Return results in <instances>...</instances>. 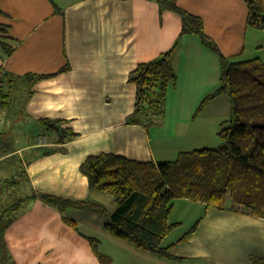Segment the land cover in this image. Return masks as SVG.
Segmentation results:
<instances>
[{
    "label": "crops",
    "instance_id": "crops-1",
    "mask_svg": "<svg viewBox=\"0 0 264 264\" xmlns=\"http://www.w3.org/2000/svg\"><path fill=\"white\" fill-rule=\"evenodd\" d=\"M176 1L203 18L205 32L226 56L249 54L245 59L264 61V29L247 26L245 0ZM0 24V72L11 92L0 107V182L14 180L11 197L41 191L106 206L80 169L89 155L172 161L182 151L221 143L231 99L213 97L197 115L221 85V57L197 34L182 36L173 54L177 79L169 85L164 113L133 115L136 85L130 72L172 48L182 28L180 16L156 1L0 0ZM27 74L44 77L31 87ZM17 88L22 91L18 108ZM44 118L63 120L78 137L55 143ZM42 134L48 144L39 143ZM170 221L178 225L164 244L171 245L176 259L115 237L94 210L63 212L40 198L25 205L6 239L17 264H250L253 256L264 258L262 217L181 198ZM89 237L98 240L104 259Z\"/></svg>",
    "mask_w": 264,
    "mask_h": 264
},
{
    "label": "trees",
    "instance_id": "trees-1",
    "mask_svg": "<svg viewBox=\"0 0 264 264\" xmlns=\"http://www.w3.org/2000/svg\"><path fill=\"white\" fill-rule=\"evenodd\" d=\"M162 10L177 13L182 22L180 37L173 47L159 57L139 62L130 72L129 80L136 85L133 115L163 114L169 85L176 81L173 54L185 34L200 35L203 42L221 57V85L207 96L197 109L220 94L231 99V119L219 132L221 143L182 151L172 161H138L114 153L89 155L80 166L87 176L91 191L114 197L116 207L110 210L91 198L70 200L45 192L11 197L14 180L0 182V264H17L6 239L7 229L19 218L25 205L40 198L61 211L69 207L94 210L105 218V227L117 238L129 241L139 249L162 258L176 259L166 237L178 225L170 221L175 201L188 198L201 201L220 210H233L264 218V61L260 57L237 60L226 56L204 29V20L181 7L176 0H153ZM248 7L247 26L264 29V0H245ZM3 29L0 24V31ZM44 75L27 74L29 85ZM0 77V107L11 92ZM32 93V91L30 92ZM146 110V111H145ZM47 134L55 143H65L78 137L63 120L44 118ZM45 135V134H42ZM48 138V137H47ZM11 197V198H10ZM78 229L77 223L63 216ZM194 225L190 232L196 230ZM186 239V236L181 240ZM95 254L98 240L89 237ZM250 264H264V258L253 256Z\"/></svg>",
    "mask_w": 264,
    "mask_h": 264
},
{
    "label": "rangeland",
    "instance_id": "rangeland-1",
    "mask_svg": "<svg viewBox=\"0 0 264 264\" xmlns=\"http://www.w3.org/2000/svg\"><path fill=\"white\" fill-rule=\"evenodd\" d=\"M262 32H264V31H262ZM262 34H264V33H262ZM247 53H249V51H248ZM247 55H249V54H247ZM247 55H243V56L240 55L239 57H234V58L237 59V60H238V59H239V60H242V59L248 58L249 56H247ZM252 57H253V56H252ZM19 84L21 85V83H19ZM21 94H22V91H21L19 88H17V101L15 102L17 108H18L19 105L22 103ZM145 111H146V110H145ZM18 126H20V125H18ZM10 143H12V142H10ZM101 194H102V196H103L102 198L104 199L103 201L107 203L106 206H107L110 210H114L115 207H116V202H115L114 197L111 196V195L108 194V193H105V192H101Z\"/></svg>",
    "mask_w": 264,
    "mask_h": 264
},
{
    "label": "built area",
    "instance_id": "built-area-1",
    "mask_svg": "<svg viewBox=\"0 0 264 264\" xmlns=\"http://www.w3.org/2000/svg\"><path fill=\"white\" fill-rule=\"evenodd\" d=\"M2 76V72H0V77ZM39 143L42 145L48 144V138L46 135L39 136Z\"/></svg>",
    "mask_w": 264,
    "mask_h": 264
}]
</instances>
